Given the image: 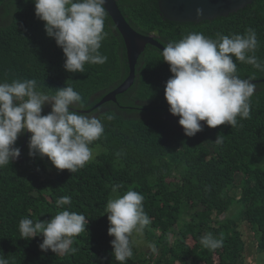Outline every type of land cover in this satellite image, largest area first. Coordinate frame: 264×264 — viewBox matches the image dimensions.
<instances>
[{"label": "trees", "instance_id": "trees-1", "mask_svg": "<svg viewBox=\"0 0 264 264\" xmlns=\"http://www.w3.org/2000/svg\"><path fill=\"white\" fill-rule=\"evenodd\" d=\"M127 23L137 32L152 34L166 46L191 32L215 38L255 29L259 41L257 57L264 61V0H253L226 16L199 22L165 19L158 0H115ZM109 32L100 52L107 62L86 64L84 73L63 67L64 54L55 40L47 37L44 22L36 18L33 0H0V82L35 78L47 92L71 85L83 98V110L102 119L104 133L91 148L93 159L75 173L58 170L45 157L30 158L27 141L19 136L21 156L0 168V253L10 264H119L112 255L105 206L113 186L116 195L132 189L143 195V206L151 223L144 239L157 251L155 259L136 253L125 264H245V241L236 221L224 214L236 202L237 219L253 232V246L264 255V71L237 61L241 78L254 77L250 118L239 126L219 125L187 137L178 116H173L165 99V84L172 75L160 49L147 44L137 58L132 85L116 95L115 101L96 106L101 98L128 75L122 36L109 15ZM51 111L45 105L42 115ZM114 118L108 120L107 116ZM223 143L215 145L217 135ZM120 153V155H117ZM39 169V170H37ZM232 188L238 190L234 195ZM70 196V211L88 219L86 230L74 237V253L42 252V236L23 239L21 219L50 220L58 211L56 200ZM188 219L183 220V213ZM174 226H177L175 232ZM158 232V233H156ZM211 233L223 237L221 248L211 250L200 238ZM192 243H188V239ZM264 264V262L262 263Z\"/></svg>", "mask_w": 264, "mask_h": 264}, {"label": "clouds", "instance_id": "clouds-1", "mask_svg": "<svg viewBox=\"0 0 264 264\" xmlns=\"http://www.w3.org/2000/svg\"><path fill=\"white\" fill-rule=\"evenodd\" d=\"M107 2L33 0L35 16L44 22L47 37L54 39L63 51L66 71L84 73L86 64L107 62V56L100 52L102 42L109 35L105 31ZM203 14V9L197 7L196 16ZM258 47L257 33L249 27L244 33H217L215 38L191 32L160 50L172 74L164 89L168 111L179 117L178 123L187 137L203 131L201 122L209 128L225 124L235 128L239 120L250 118L251 97L257 84L252 82L254 77H240L237 61L264 71V61L256 55ZM45 105H50L51 111L42 115ZM83 107L81 94L71 85L57 88L53 94L44 91L35 78L0 82V168L21 156L17 139L24 133L27 138L30 133L27 141L30 158L47 157L56 169L71 173L82 169L93 159L91 145L104 133L102 119L83 112ZM113 118L107 116L108 120ZM212 142L222 144L223 136L218 134ZM119 187L113 186V193ZM143 200L142 194L129 189L106 203L108 235L114 237L110 241L112 255L119 264H125L133 256V233L142 234L151 223ZM71 203L70 196L59 197L56 205L63 210L47 221L21 219L18 225L21 237L31 240L42 236L38 245L42 252L74 253L73 238L86 230L88 219L82 213L63 208ZM200 244L215 250L223 246L224 240L222 236L206 233ZM0 264H10L2 253Z\"/></svg>", "mask_w": 264, "mask_h": 264}, {"label": "water", "instance_id": "water-1", "mask_svg": "<svg viewBox=\"0 0 264 264\" xmlns=\"http://www.w3.org/2000/svg\"><path fill=\"white\" fill-rule=\"evenodd\" d=\"M252 1L253 0H158V9L160 14L170 21L199 22L211 20L218 16H226L229 13L245 7ZM197 7L203 9L204 14L200 17L196 16ZM106 9L124 41L128 63V75L116 88L106 93L96 106L106 101H115L117 94L125 91L132 85L137 58L147 44L154 45L160 50L164 47L155 40L152 34L144 35L134 30L121 14L115 0H108ZM256 81L257 80H254L252 82ZM89 111L90 109L83 110L85 113Z\"/></svg>", "mask_w": 264, "mask_h": 264}, {"label": "rangeland", "instance_id": "rangeland-1", "mask_svg": "<svg viewBox=\"0 0 264 264\" xmlns=\"http://www.w3.org/2000/svg\"><path fill=\"white\" fill-rule=\"evenodd\" d=\"M100 147L94 146L92 148L93 152L95 150H99ZM238 189L237 188H232L230 194L234 195V191L236 192ZM115 196V193L113 191L111 192L110 198H113ZM109 198V199H110ZM241 211L240 205H238L236 202L231 205L228 211L224 214V216L231 220L235 219V223L238 227V229L242 232V237L245 241V249H244V263L245 264H262L264 262V255L259 256V253L256 252L253 244V232L250 229V225L247 222L239 221L237 217L239 216L238 214ZM105 218L107 219V214L104 212ZM182 219L186 220L188 219V212L185 211L182 215ZM108 220V219H107ZM175 232L177 231V226H174ZM158 233V232H156ZM132 247L135 249L136 253H142L143 255L148 257H153L155 259L156 255L158 254V251L155 247V245L151 241H146L144 239V233L142 234H136L133 233L132 237ZM188 243H192V239H188ZM153 248L155 250H153ZM149 259V258H148ZM216 264V262H215Z\"/></svg>", "mask_w": 264, "mask_h": 264}]
</instances>
